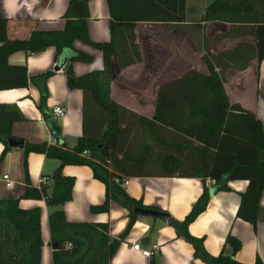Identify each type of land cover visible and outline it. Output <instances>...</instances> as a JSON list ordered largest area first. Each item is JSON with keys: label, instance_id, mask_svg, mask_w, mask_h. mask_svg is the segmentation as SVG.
<instances>
[{"label": "trees", "instance_id": "obj_1", "mask_svg": "<svg viewBox=\"0 0 264 264\" xmlns=\"http://www.w3.org/2000/svg\"><path fill=\"white\" fill-rule=\"evenodd\" d=\"M87 2L67 0L62 28L34 27L24 38L8 37L7 19L0 14V89L23 87L28 80L36 83L52 72L46 70L29 78L24 64L7 62L10 52L31 53L52 46L55 66L62 69L66 85L81 92L82 124L81 135L71 146L63 142H23L21 189L16 195L0 198V264H39V208H20L19 198H43L46 205L57 206L47 214L49 243L55 245L51 249V264H107L120 236L136 216L129 204L146 207L125 193L121 179L129 176L199 178L202 189L187 213L181 220L169 216L175 234L189 242L194 257L207 264H264L258 257L251 263L235 259L240 240L231 233L225 235L219 252L209 255L202 238L187 231L188 223L208 200L205 179L212 182L214 190H228V180H245L235 215L255 227L264 189V132L252 111L229 102L223 83L228 68L241 71L250 60L258 63L264 57V0H211L197 21L191 23H183L184 0H105L109 12V37L105 41L91 40L87 34ZM136 2L157 6L153 11H148L147 5L136 10L140 8L134 6ZM140 20H159L165 29L181 27L202 52L204 66V70L188 69L160 84L150 117L115 102L109 93L117 72L141 60L134 33ZM207 21H223L228 26L224 32L210 37L203 32ZM237 36H250L254 43L241 40L230 48L209 51L211 40ZM76 39L100 52V68L80 75L73 73L72 62L92 58L72 45ZM63 50L69 52L61 57ZM39 92L37 105L44 110V85H39ZM22 120L24 117L15 105L0 102V160L12 148L6 144V138H17L11 132V124ZM49 127L51 135L59 133L54 121L49 122ZM29 151L59 161L50 175L49 191L46 184L33 186L29 182ZM64 164L87 165L93 178L103 184V199L90 205V212H106L111 200L127 207L129 217L120 236L110 237L105 222L65 219L60 205L71 197L73 177L61 172ZM150 264H154L152 259Z\"/></svg>", "mask_w": 264, "mask_h": 264}, {"label": "crops", "instance_id": "obj_2", "mask_svg": "<svg viewBox=\"0 0 264 264\" xmlns=\"http://www.w3.org/2000/svg\"><path fill=\"white\" fill-rule=\"evenodd\" d=\"M211 0H184L183 23L196 22L204 6ZM67 0H0V14L7 19V36L24 38L32 28L60 29L63 27L62 14ZM156 9L150 3H138L136 10ZM87 34L91 40L108 39L109 12L105 0H88ZM202 23V22H201ZM227 22L207 21L203 32L206 36L222 33L227 29ZM191 27L188 26V30ZM135 39L139 46L141 60L120 69L109 85L111 98L135 111L150 117L154 110L155 93L158 86L182 75L188 69L204 70L201 61L202 52L197 49L193 37L179 26L165 29L159 20H140L136 22ZM246 40L254 43L250 36L222 37L213 39L209 51L215 52L230 48L237 42ZM72 45L91 55L90 61L71 63L75 75L101 67V54L98 50L73 40ZM68 50L59 56L64 57ZM7 62L24 64L30 77L52 70L44 80L36 83L28 80L26 86L0 89V102L15 105L24 120L13 122L11 132L24 142L65 143L71 146L81 135V92L78 88H69L61 68L54 69V48L48 46L42 50L27 53L15 50L7 55ZM160 70L181 72L176 76L161 78ZM223 88L229 102H237L249 109L260 120L264 132V57L256 63L250 60L246 68L237 71L228 68L224 72ZM39 85H44L46 96L44 110L38 108ZM63 109L60 116L53 115L51 108ZM54 121L59 133L51 135L49 122ZM3 148L0 142V153ZM21 147H12L4 152L0 160V198L19 193L22 186L20 160ZM57 159L46 157L41 152L26 153V164L29 182L39 185L41 176L47 177V191L50 190V175L58 165ZM61 172L73 177L71 197L60 207L66 220L105 222L106 233L118 237L124 230L129 212L127 207L111 200L106 212L93 213L89 206L99 204L103 199L104 186L93 178L87 165L64 164ZM6 175V178H3ZM5 180L11 181L12 187H5ZM125 193L147 208L159 209L169 216L181 220L202 189V182L197 177L176 176H129L121 179ZM208 189V200L205 208L188 223L190 235L202 238L204 250L209 255H216L222 247L224 237L231 233L240 240V247L234 258L251 263L258 257L264 263V189L259 197L258 218L253 228L251 224L235 215L239 193L243 192L246 181L243 179L228 180V190H214L209 179L204 180ZM18 207L27 209L39 208V231L41 247L39 264H51V244L47 225V214L57 206H48L43 198H19ZM137 243L149 255H143L134 249ZM226 249V248H225ZM207 264L192 255V247L185 239L175 234L169 222L161 217L136 214L129 229L120 236L115 249L110 254L107 264Z\"/></svg>", "mask_w": 264, "mask_h": 264}, {"label": "water", "instance_id": "obj_3", "mask_svg": "<svg viewBox=\"0 0 264 264\" xmlns=\"http://www.w3.org/2000/svg\"><path fill=\"white\" fill-rule=\"evenodd\" d=\"M54 69L57 68V66L53 67ZM6 144L10 147H22L23 141L20 138H14V137H7L6 138ZM129 208L133 213L141 214V215H149L151 217H161L164 222L169 221V215L166 212L152 209V208H146V207H139L137 205L129 204ZM55 245L52 244L51 247H54Z\"/></svg>", "mask_w": 264, "mask_h": 264}, {"label": "built area", "instance_id": "obj_4", "mask_svg": "<svg viewBox=\"0 0 264 264\" xmlns=\"http://www.w3.org/2000/svg\"><path fill=\"white\" fill-rule=\"evenodd\" d=\"M50 112H51L53 115H55V116H60V115H62V113H63V109L60 108V107H58V106H55V107L51 108V111H50ZM3 178L5 179V178H6V175H3ZM46 182H47V177H46V176L43 175V176H41V177L39 178V184H45ZM125 182H126V180H122V181H121V183H125ZM5 187H7V188L12 187V183H11V181L5 180ZM132 247H133L134 249H138V250H140L141 253H142L143 255H149V251L140 248V247L138 246L137 243H132Z\"/></svg>", "mask_w": 264, "mask_h": 264}, {"label": "rangeland", "instance_id": "obj_5", "mask_svg": "<svg viewBox=\"0 0 264 264\" xmlns=\"http://www.w3.org/2000/svg\"><path fill=\"white\" fill-rule=\"evenodd\" d=\"M166 72H167L168 76L172 77V76H176V74L180 73L181 71L180 70H174V71L160 70L159 73L161 75V78L167 77V75H165Z\"/></svg>", "mask_w": 264, "mask_h": 264}]
</instances>
